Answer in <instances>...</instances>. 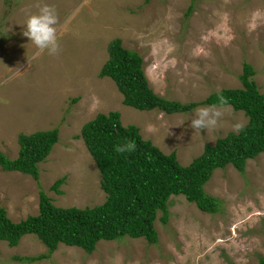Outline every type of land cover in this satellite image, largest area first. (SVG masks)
<instances>
[{
  "label": "rangeland",
  "instance_id": "374dc122",
  "mask_svg": "<svg viewBox=\"0 0 264 264\" xmlns=\"http://www.w3.org/2000/svg\"><path fill=\"white\" fill-rule=\"evenodd\" d=\"M43 4L59 17L62 51L56 56H37L23 35L26 19ZM114 38L139 53L151 89L167 99L185 103L241 87L243 61L252 64L264 93V0H0V151L15 158L20 133L58 129L57 142L38 164L37 181L0 167V206L11 220L38 212L40 190L59 207L105 200L99 170L79 138L99 112H119L123 125H136L163 152L175 151L182 165L234 123L247 122L242 110L228 105L218 129L199 132L190 121L208 105L174 113L125 105L114 80L99 76ZM149 124L157 131L148 132ZM61 177L57 193L51 185ZM204 190L220 199L219 210L209 213L172 195L165 223L157 212L155 243L101 239L91 253L59 243L49 258L28 262L19 257L47 251L28 233L15 246L0 241V264H258L264 256V152L247 159L243 172L231 164L215 169Z\"/></svg>",
  "mask_w": 264,
  "mask_h": 264
},
{
  "label": "trees",
  "instance_id": "16d2710c",
  "mask_svg": "<svg viewBox=\"0 0 264 264\" xmlns=\"http://www.w3.org/2000/svg\"><path fill=\"white\" fill-rule=\"evenodd\" d=\"M192 7H188L187 13ZM107 49L108 58L99 76L114 80L126 105L166 113L190 112L199 105L218 104V96L223 95L228 98V105L234 110H242L247 116L245 128L239 134L230 131L213 143H206L199 156L182 165L175 151L165 153L151 140L144 139L136 125H123L119 112L97 113L83 124L80 137L101 175L100 186L106 193L105 200L94 206L59 207L40 190L38 212L19 221L11 220L6 209L0 206V241L15 246L22 235L33 233L47 248L45 253L19 257L20 260L32 262L49 258L59 243L79 246L88 253L101 239L144 237L149 243H155L158 240L157 212H161L160 221L165 223L172 195L181 194L199 209L214 213L219 210L221 201L204 190L213 171L231 164L243 172L247 159L264 152V93L258 89L253 78L255 69L249 62L242 63L241 87L222 88L201 100L184 103L167 99L151 89L144 74L142 57L123 47L120 38L112 39ZM125 138L135 140V152L121 154L114 151ZM57 140V128L20 133L17 156L9 158L0 151V167L5 171L28 174L37 181L38 164L47 158ZM64 180L65 177L58 178L51 188L61 193L58 186ZM258 264H264V256L259 258Z\"/></svg>",
  "mask_w": 264,
  "mask_h": 264
},
{
  "label": "clouds",
  "instance_id": "9594fccd",
  "mask_svg": "<svg viewBox=\"0 0 264 264\" xmlns=\"http://www.w3.org/2000/svg\"><path fill=\"white\" fill-rule=\"evenodd\" d=\"M58 23L59 17L57 11L54 6L49 4L39 6L38 11L30 14L26 19L23 35L35 46L37 56L44 53L56 56L61 53L62 47L58 37ZM227 106L228 98L219 95L218 104L199 107L195 110L190 121V127L199 132L201 130L218 129L220 127V120L225 115L224 109ZM244 128L245 123L243 121H238L232 125V131L237 134L242 132ZM146 130L148 132L157 131L156 127L152 124L147 125ZM136 149L137 144L135 140L125 138L122 144L115 146L114 151L121 154H130L135 152Z\"/></svg>",
  "mask_w": 264,
  "mask_h": 264
},
{
  "label": "crops",
  "instance_id": "0c3cea01",
  "mask_svg": "<svg viewBox=\"0 0 264 264\" xmlns=\"http://www.w3.org/2000/svg\"><path fill=\"white\" fill-rule=\"evenodd\" d=\"M126 105V104H125ZM127 106H129V105H127ZM137 109V108H136ZM117 110H118V108H117ZM153 110V109H152ZM160 111H162V110H160ZM120 120H121V116H120ZM121 123H122V121H121ZM79 138L80 139H82L81 137H80V134H79ZM82 141H83V139H82ZM84 143V142H83Z\"/></svg>",
  "mask_w": 264,
  "mask_h": 264
}]
</instances>
